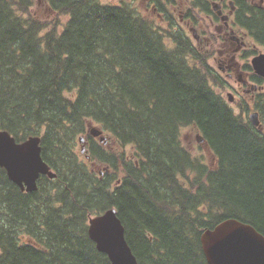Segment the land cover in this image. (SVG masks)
I'll list each match as a JSON object with an SVG mask.
<instances>
[{
  "label": "trees",
  "instance_id": "obj_1",
  "mask_svg": "<svg viewBox=\"0 0 264 264\" xmlns=\"http://www.w3.org/2000/svg\"><path fill=\"white\" fill-rule=\"evenodd\" d=\"M33 2L0 0V126L39 135L56 177L26 192L0 167V264H111L87 234L110 207L138 264H208L200 234L228 218L264 235V129L214 91L224 81L206 56L175 25L167 44L134 0H45L65 17L47 30ZM89 122L133 149L127 159L87 134L103 176L75 150ZM183 127L211 160L191 154Z\"/></svg>",
  "mask_w": 264,
  "mask_h": 264
},
{
  "label": "flooded vegetation",
  "instance_id": "obj_2",
  "mask_svg": "<svg viewBox=\"0 0 264 264\" xmlns=\"http://www.w3.org/2000/svg\"><path fill=\"white\" fill-rule=\"evenodd\" d=\"M144 3L145 9L167 26V30L175 25L183 40L217 61V68H213L226 82L231 103L247 106L244 117L250 124L248 114L257 111L262 127L257 105L264 100V75L257 74L250 61L264 53V0H188L187 4L179 3L177 9L175 0H159V3L144 0ZM86 143L88 147L89 142ZM198 143L204 145L202 141Z\"/></svg>",
  "mask_w": 264,
  "mask_h": 264
},
{
  "label": "water",
  "instance_id": "obj_3",
  "mask_svg": "<svg viewBox=\"0 0 264 264\" xmlns=\"http://www.w3.org/2000/svg\"><path fill=\"white\" fill-rule=\"evenodd\" d=\"M251 65L257 74L264 75V54L253 57ZM250 120L258 125V113H251ZM89 133L99 136L102 130L91 126ZM40 139L39 135H29L17 141L0 126V167L22 191H35L40 175L56 177V173L41 156ZM99 140L103 141L104 136L101 135ZM82 141L83 137H79V142ZM84 150L82 144L81 153ZM87 234L96 249L107 255L111 264H138L127 243L124 226L115 207L91 216ZM200 243L208 264H264V235L252 225L235 218L222 220L202 231Z\"/></svg>",
  "mask_w": 264,
  "mask_h": 264
},
{
  "label": "rangeland",
  "instance_id": "obj_4",
  "mask_svg": "<svg viewBox=\"0 0 264 264\" xmlns=\"http://www.w3.org/2000/svg\"><path fill=\"white\" fill-rule=\"evenodd\" d=\"M123 0H101L102 3H108V4H120ZM165 1V0H162ZM176 1V9L178 7V4L181 3V5L183 4H187L188 0H175ZM180 1V2H179ZM179 2V3H178ZM134 5L137 8V10L139 11L140 14H142V16H146L149 19H151L155 24L157 29L160 30V32H163V34L166 35L165 37V41L167 44L169 43L168 40V36H167V31H165V29L163 28L164 24H161L158 20L157 17L149 10L145 9L146 5L144 3V0H134ZM163 6V4H162ZM175 6H174V10H175ZM171 9V7H169ZM177 12V10H176ZM176 12H174V15L176 17ZM30 14L32 16H36L37 19L44 21V25L46 27L45 30L53 27L55 24H57V22L60 21H64L65 17L63 15H58L57 13L53 12L48 5L45 3V0H34L33 5L30 9ZM54 19V20H53ZM57 27H60V25H58ZM44 30V31H45ZM207 58V57H206ZM207 62L213 67L217 68V61H214L212 59L207 58ZM241 62H247L246 60H241ZM197 62H193L191 60V64H195ZM214 69V68H213ZM223 76L226 78L225 74L223 73ZM209 83L211 85V87L214 89V91L217 94H220L223 99L229 104V106L232 108V110L236 113V114H241L244 115L245 110H247V106L245 104L242 105H237L236 103H231L227 101V90L228 87L226 89L227 84H225L226 82H216L215 80H209ZM96 126L99 127V125H97L96 123L93 122H89L87 124V129L90 126ZM195 134L196 131L194 128L192 127H183L181 129L180 132V137L182 139V143L190 150L191 154H193L194 156H198V157H203L202 155H204L206 157V160L209 161L211 160L212 156L211 153L208 151V149L204 146V145H199L195 139ZM106 138V142L105 143H99L103 146L104 149H108L113 153H116V155H123L125 158H131L132 157V148L130 145H125V147H122L121 145L118 144V142L115 140L114 137H112L109 133L104 132L103 134ZM80 136H84V138L86 139V132L80 134ZM82 144H85V140L84 142H82ZM80 149V145L77 144L75 150L78 152ZM80 152V151H79ZM205 160V161H206ZM93 169L95 172L97 171H101L103 169V165H97V166H93ZM103 175V173H102Z\"/></svg>",
  "mask_w": 264,
  "mask_h": 264
}]
</instances>
